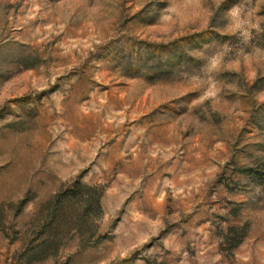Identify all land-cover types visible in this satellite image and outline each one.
<instances>
[{
	"label": "rangeland",
	"instance_id": "1",
	"mask_svg": "<svg viewBox=\"0 0 264 264\" xmlns=\"http://www.w3.org/2000/svg\"><path fill=\"white\" fill-rule=\"evenodd\" d=\"M74 181L40 264H264V0H0V264Z\"/></svg>",
	"mask_w": 264,
	"mask_h": 264
},
{
	"label": "trees",
	"instance_id": "2",
	"mask_svg": "<svg viewBox=\"0 0 264 264\" xmlns=\"http://www.w3.org/2000/svg\"><path fill=\"white\" fill-rule=\"evenodd\" d=\"M96 188L95 185L74 181L69 189H60L54 195L51 204L48 205L46 214L41 217L35 227L41 234L34 241L26 242L24 245L22 260L25 264H40L55 259V255L48 256L44 254V252L56 250L58 247L57 239L51 235L53 233L59 234L60 229L75 226L74 223L64 220L66 215L73 217L76 221L78 218L88 215L90 209L100 208L99 199L103 189H98L96 196ZM81 190L87 191V195L83 198H80ZM83 227L87 228V231L92 228L89 224H85Z\"/></svg>",
	"mask_w": 264,
	"mask_h": 264
}]
</instances>
